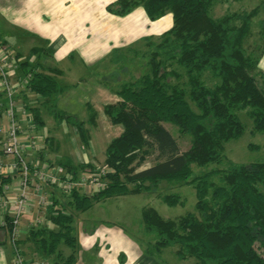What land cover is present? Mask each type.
I'll list each match as a JSON object with an SVG mask.
<instances>
[{
  "label": "trees",
  "instance_id": "1",
  "mask_svg": "<svg viewBox=\"0 0 264 264\" xmlns=\"http://www.w3.org/2000/svg\"><path fill=\"white\" fill-rule=\"evenodd\" d=\"M220 1L227 0H116L107 4L118 15L140 5L151 21L169 11L172 25L158 43L146 38L151 50L148 70L121 83L114 90L120 100L104 106L109 120L123 125V132L105 150L101 165L108 170L105 187L90 194L76 189L61 192L67 195L63 202L54 190L46 211V221L54 227L46 223L31 231L45 252L60 258L58 264H72L76 258L73 211L88 210L112 196L155 191L163 180L192 184L195 211L170 219L153 207H144L143 230L153 239L144 244L143 253L158 257L162 249L175 245L177 257L193 258L194 264H264V162L228 161L223 168L195 175L192 170L193 164L203 167L225 159V143L244 130L239 110L246 109L254 127L264 132V71H253V59L245 46L252 19L261 8L264 11V0L250 10L214 17L212 7ZM259 32L264 42V16ZM206 73L215 79L211 85L205 81ZM27 86L44 98L48 112L57 120L75 126L87 144L83 121L56 106L62 87L53 76L35 71ZM86 106L92 122L96 112ZM165 122L190 134L186 150H180ZM148 158L151 164L139 168ZM57 165L73 175L97 169L67 158ZM3 177L0 175L1 183ZM158 196L168 205L182 202L175 193ZM5 220L10 232L11 218ZM61 242L72 248L66 257L58 249Z\"/></svg>",
  "mask_w": 264,
  "mask_h": 264
},
{
  "label": "crops",
  "instance_id": "2",
  "mask_svg": "<svg viewBox=\"0 0 264 264\" xmlns=\"http://www.w3.org/2000/svg\"><path fill=\"white\" fill-rule=\"evenodd\" d=\"M111 1L113 0H0V14L39 40L37 45L30 48L33 53L31 60L26 61L20 60L21 53L15 51L4 37H0L2 43H8V52L11 54L12 51L15 56L10 78L14 84L18 115L22 122L24 156L31 164L59 166L58 161L67 158L74 164L95 167L103 165L107 145L123 132V125L112 123L104 112L105 105L118 102L120 97L102 78L99 79L104 75L105 65H96L97 61L112 48L137 45L146 38L159 37L171 27L172 14L167 11L170 14L151 21L144 9L137 8L121 17L106 12L105 5ZM37 47L40 52H32ZM73 52L79 54L80 65L68 57ZM34 61L44 63L30 64ZM23 62L28 65H23ZM74 62L77 65H68ZM260 64V68L264 70V56ZM35 71L53 76L62 87V92L56 97V106L83 121L87 144L82 142L75 126L57 120L48 112L44 98L29 90L27 78ZM19 72H25V77L21 78ZM1 91L0 86V104L3 103ZM86 104L96 112L92 122L88 120L89 110ZM5 123L6 118L0 107V126ZM69 126L73 128V134L68 129ZM0 158L9 160L2 154L1 143ZM4 177V184H8L9 188L0 191V264H16V251L9 228L1 225V221L13 215L12 209L5 208L2 201L3 197L8 198L16 193L18 175L8 174ZM41 214L42 211L32 207L20 217L17 251L27 264H58L60 258L56 254L49 255L45 252L31 235L32 229L39 226L37 221L42 217ZM74 221L75 219L72 222V232L78 252H75L76 258L72 264H169L159 257L143 253V247L139 248L135 240H131L127 233L113 224L107 222L83 228L84 222L78 221L76 229ZM51 226L54 227L52 224ZM63 244L61 242L58 249L66 257L72 251L65 252L61 248Z\"/></svg>",
  "mask_w": 264,
  "mask_h": 264
},
{
  "label": "rangeland",
  "instance_id": "3",
  "mask_svg": "<svg viewBox=\"0 0 264 264\" xmlns=\"http://www.w3.org/2000/svg\"><path fill=\"white\" fill-rule=\"evenodd\" d=\"M259 2V0H227L223 2L220 1L214 4L211 11L214 17H219L227 13L228 11L240 12L242 9L250 10L251 8H254L259 5ZM112 8H116V5L112 6ZM137 8H142V6H136L132 8L128 13L123 15L117 14V16L123 17ZM105 10L106 12L111 13L107 9V4L105 5ZM166 14L170 13L167 12L164 15ZM263 16V9L261 8L258 14L252 19L251 31L245 41V46L253 59L252 69L254 72L262 70L260 68V60L264 56V42L262 41V39H260L259 30L260 19ZM1 36L4 37L7 42H9V44L12 48H14L15 51L17 50L21 53V57H19L20 60H31L33 53L30 52V48L33 45H37V41L39 40L31 34L25 33V31L20 28L17 24L8 21L6 17L0 14V37ZM159 37L150 39L151 41H154V43H158L160 39ZM147 41L148 39H145L143 40V43H138L137 45H122L117 48H112L108 53L103 54L101 59L97 61L98 63L96 62V65H105L104 75L102 77L100 76L99 79L102 78L105 81L104 83H107V85H110L115 90L121 83H124L126 81H132L144 74L148 70L150 59L149 53L151 51H149V48H147L146 46ZM7 42H4L3 44L5 46H9ZM153 48L154 46L152 48L150 47V49ZM147 49L149 52L146 51ZM36 51L38 53L40 52L39 47H37L36 49H32V52ZM11 54H13L14 56V53L12 51ZM68 57L72 58V61H75L80 65L81 59L78 53L73 52L71 55H68ZM115 57L117 58L116 62L114 61L116 60ZM75 62L74 64L68 65H77ZM43 63L44 62L41 61L30 62V64L32 65H43ZM169 63H172L171 65H177L174 62ZM84 65L87 64L84 63ZM20 75L21 78H24L25 72H19V76ZM204 78L205 81L210 85L213 83V81H215V79L211 78L207 73L204 75ZM238 115L244 125V130L238 138L231 139L225 143V159L221 163H211L203 167H198L193 164L192 170L194 175L200 174L212 168H223L226 166L228 161H233L236 163L264 162V132H260L254 127V123L252 119L249 118L246 109L239 110ZM163 124L173 134V136L178 142L181 151L186 150L190 146L191 136L189 133L179 132V130H177V128L169 122H165ZM47 128L51 130L49 126H47ZM68 129L70 130L71 134H73V128L69 126ZM41 130L44 131L46 129ZM147 160L139 168H143L145 166L150 165L152 162L151 158H148ZM100 166L101 165L97 167L100 168ZM101 167L108 171L105 166ZM87 171L91 170L87 168ZM56 191H58L57 195H59V198L63 202V200L66 199V195H62V193L58 194L60 193V191ZM158 193H175L179 196V200L182 202L177 203L175 205H168L158 196ZM195 204L196 191L195 187L192 184L183 183L181 180L176 182L163 180L155 189V191L151 190L138 194H126L105 198L98 202H95L91 208L84 212L75 211L73 213V216L75 219L74 222L76 229L78 221L84 222L83 228L91 227L92 225L98 226L100 224H107L108 222L110 224L115 225L116 227H119L121 230L127 233L130 236L131 240H135L137 242V246L139 248H144V244H146L147 240L153 239L152 234H149L143 230L141 212L144 207H153L163 218L175 219L187 212L195 211ZM38 225L40 226L42 224L38 223ZM49 227L52 228L53 226H51L50 224ZM61 248H63L65 252L72 251L71 248L64 244L63 246H61ZM176 248L177 247L175 245L165 247L164 249H162L161 254L158 256L159 259H162V261L165 260L169 264L195 263L193 258H189L187 260L179 259L175 253ZM75 252H78V248Z\"/></svg>",
  "mask_w": 264,
  "mask_h": 264
},
{
  "label": "built area",
  "instance_id": "4",
  "mask_svg": "<svg viewBox=\"0 0 264 264\" xmlns=\"http://www.w3.org/2000/svg\"><path fill=\"white\" fill-rule=\"evenodd\" d=\"M14 60V56L8 52L0 39V86L3 94V103L0 107L6 118L5 125L0 126V143L2 154L9 158L6 161L0 158V175H18L16 193L8 198L3 197L2 204L5 208H11L13 212L10 237L16 251V264H27L16 248L20 217L32 207H36L44 213L37 224L45 225L46 211L51 203L50 191L56 189L60 193H69L76 189L84 194L99 191L106 185L104 175L107 171L97 167L96 170L79 171L73 175L60 166H38L26 160L21 137L22 122L18 115L15 88L10 78ZM30 77L31 74L27 80ZM0 186L3 190L9 188L8 184L1 181ZM1 225H6L5 219L1 221Z\"/></svg>",
  "mask_w": 264,
  "mask_h": 264
}]
</instances>
